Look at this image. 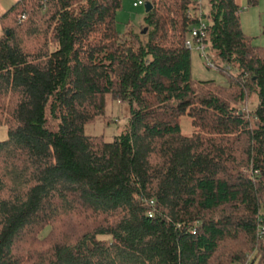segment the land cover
Here are the masks:
<instances>
[{
	"label": "trees",
	"instance_id": "1",
	"mask_svg": "<svg viewBox=\"0 0 264 264\" xmlns=\"http://www.w3.org/2000/svg\"><path fill=\"white\" fill-rule=\"evenodd\" d=\"M122 2L18 0L0 17V264H264V48L235 0H208L229 84L197 81L193 3L151 0L121 35ZM108 96L129 111L112 142L84 132Z\"/></svg>",
	"mask_w": 264,
	"mask_h": 264
},
{
	"label": "rangeland",
	"instance_id": "2",
	"mask_svg": "<svg viewBox=\"0 0 264 264\" xmlns=\"http://www.w3.org/2000/svg\"><path fill=\"white\" fill-rule=\"evenodd\" d=\"M18 0H0V17L4 14L15 2ZM139 1L150 2L151 0H123L122 8L116 15L117 30L119 34L124 35L129 30L137 33L145 25V4L134 7L135 3ZM240 6V20L244 32L252 39V44L256 47L264 48V0H258V3L249 6L247 0H235ZM205 15L209 13L208 5H205ZM206 20V18H205ZM8 30L7 26L0 27V39L3 38L5 32ZM192 58V75L197 81H215L218 84L227 86L229 78L220 71L208 66V62L195 51H191ZM236 75L235 72L231 73ZM258 105V98L256 95L252 96L251 101L245 106L244 111L254 112ZM129 120L128 107L114 100L108 96L106 99L105 114L99 117L96 122L86 125L84 132L88 136L103 137L106 142H112L114 138L118 137L125 130ZM182 134L189 136L193 133L191 119L185 115L180 120ZM8 127L0 126V141L7 139ZM74 226L75 223L71 219L59 222L56 227L70 231L68 226ZM45 232L43 236H47ZM253 257V256H252ZM251 258V257H250ZM253 259V258H252Z\"/></svg>",
	"mask_w": 264,
	"mask_h": 264
},
{
	"label": "built area",
	"instance_id": "3",
	"mask_svg": "<svg viewBox=\"0 0 264 264\" xmlns=\"http://www.w3.org/2000/svg\"><path fill=\"white\" fill-rule=\"evenodd\" d=\"M193 3V9L190 11L189 15L196 22V26L192 28L189 37L185 41V47L189 50L197 51L201 57H203L207 62L208 66L219 71V68L209 60V45L205 42L208 30V20L204 13L205 5L208 0H190ZM144 1H139L134 4V7L144 5ZM206 18V20H205ZM150 216H152L150 214ZM249 264V263H246Z\"/></svg>",
	"mask_w": 264,
	"mask_h": 264
},
{
	"label": "water",
	"instance_id": "4",
	"mask_svg": "<svg viewBox=\"0 0 264 264\" xmlns=\"http://www.w3.org/2000/svg\"><path fill=\"white\" fill-rule=\"evenodd\" d=\"M153 9V5L151 2H146L145 3V12L146 14H148L149 12H151Z\"/></svg>",
	"mask_w": 264,
	"mask_h": 264
}]
</instances>
